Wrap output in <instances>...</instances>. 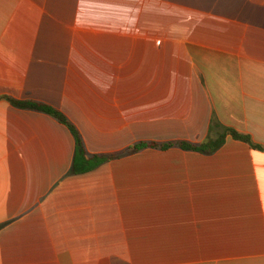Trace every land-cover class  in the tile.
<instances>
[{"label": "crops", "instance_id": "crops-1", "mask_svg": "<svg viewBox=\"0 0 264 264\" xmlns=\"http://www.w3.org/2000/svg\"><path fill=\"white\" fill-rule=\"evenodd\" d=\"M0 264H264V0H0ZM174 143L130 153L138 143Z\"/></svg>", "mask_w": 264, "mask_h": 264}, {"label": "trees", "instance_id": "trees-1", "mask_svg": "<svg viewBox=\"0 0 264 264\" xmlns=\"http://www.w3.org/2000/svg\"><path fill=\"white\" fill-rule=\"evenodd\" d=\"M1 100H6L10 102L13 106L21 109L34 110L38 112L45 113L60 123L66 125L75 137L76 149L72 166V173L75 175L86 174L91 172L109 160L117 157L115 155L105 156V155H91L87 152L83 138L77 128L72 124V122L67 118V116L60 110L32 100H15L8 96H1ZM227 136H232L234 139L245 142L249 144L253 149L264 151V146L255 143L249 134L242 133L234 128H225L224 132L217 139H208L201 144H192L188 142L179 143V146L184 150L199 151L203 153H212L216 151L225 141ZM174 143H138L132 146L129 150L130 153L141 151L148 147L168 149L173 146Z\"/></svg>", "mask_w": 264, "mask_h": 264}]
</instances>
